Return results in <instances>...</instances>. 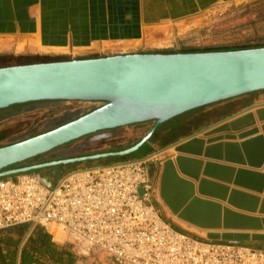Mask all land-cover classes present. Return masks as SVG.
I'll use <instances>...</instances> for the list:
<instances>
[{
    "label": "crops",
    "instance_id": "0c3cea01",
    "mask_svg": "<svg viewBox=\"0 0 264 264\" xmlns=\"http://www.w3.org/2000/svg\"><path fill=\"white\" fill-rule=\"evenodd\" d=\"M104 1L103 7L108 5ZM145 1L143 20L184 17L232 0ZM93 6V0H0V58L52 57L64 55L66 49L99 48L109 24L93 17ZM145 136L118 146L116 152ZM147 158L153 204L173 229L202 242L264 250V91L172 118L134 153L99 159L96 166ZM22 226L0 232V264H24V248L38 231L50 236L65 260L77 264L63 234L31 225L24 233ZM35 259L48 262L49 257L36 252Z\"/></svg>",
    "mask_w": 264,
    "mask_h": 264
},
{
    "label": "water",
    "instance_id": "95a60500",
    "mask_svg": "<svg viewBox=\"0 0 264 264\" xmlns=\"http://www.w3.org/2000/svg\"><path fill=\"white\" fill-rule=\"evenodd\" d=\"M264 91V47L124 54L0 67V110L40 101L102 106L43 134L0 147V178L48 167L126 156L164 122L191 110ZM154 121L135 146L18 169L17 164L98 132ZM51 187V178L42 176Z\"/></svg>",
    "mask_w": 264,
    "mask_h": 264
},
{
    "label": "built area",
    "instance_id": "2783aa9c",
    "mask_svg": "<svg viewBox=\"0 0 264 264\" xmlns=\"http://www.w3.org/2000/svg\"><path fill=\"white\" fill-rule=\"evenodd\" d=\"M149 161L75 169L51 187L37 170L0 178V231L53 229L75 257L108 264H264V250L198 241L167 224Z\"/></svg>",
    "mask_w": 264,
    "mask_h": 264
},
{
    "label": "rangeland",
    "instance_id": "374dc122",
    "mask_svg": "<svg viewBox=\"0 0 264 264\" xmlns=\"http://www.w3.org/2000/svg\"><path fill=\"white\" fill-rule=\"evenodd\" d=\"M105 1L108 5L103 7L102 0H93V8L96 10L93 17L101 18L102 23L105 19L109 24L106 31L111 34L103 35L105 39L99 48L66 49L63 50L64 55L26 59H14L7 55L0 58V67L124 54L229 51L264 47V0H232L206 6L201 11L184 17L159 19L146 16L144 20L147 1L145 4L144 0ZM100 8H104V11L101 12ZM102 105L101 102L60 101L14 105L0 110V147L53 130ZM153 125L154 121H150L131 125L116 133L102 131L89 135L7 170L85 157L94 153L116 152L118 146L120 148L125 143L130 144L145 136ZM101 162L99 159L75 162L36 172L51 178L53 182L66 172L93 167ZM75 261L77 264H108L104 259L101 262L92 258L75 257Z\"/></svg>",
    "mask_w": 264,
    "mask_h": 264
},
{
    "label": "trees",
    "instance_id": "16d2710c",
    "mask_svg": "<svg viewBox=\"0 0 264 264\" xmlns=\"http://www.w3.org/2000/svg\"><path fill=\"white\" fill-rule=\"evenodd\" d=\"M235 50V49H234ZM53 102H60V101H40V102H32L33 103H53ZM133 126V125H132ZM130 127L125 126L113 130H107L103 132H118L119 130ZM102 133V132H100ZM98 134V133H97ZM118 159L122 160V157H117ZM22 226V225H19ZM28 224L23 225L24 227V233L26 232L28 228ZM17 227V226H15ZM14 228V227H12ZM12 228L2 230L0 232H9L12 230ZM38 252L44 256V258L49 257L48 262H36L35 259V253ZM6 260V259H5ZM6 264H14L11 260H6ZM24 264H73L72 260H65L63 255H60V253L57 251V246L55 243L52 242L50 236L47 233H44L42 231H38L36 236L32 237L28 244L24 248Z\"/></svg>",
    "mask_w": 264,
    "mask_h": 264
},
{
    "label": "bare ground",
    "instance_id": "6f19581e",
    "mask_svg": "<svg viewBox=\"0 0 264 264\" xmlns=\"http://www.w3.org/2000/svg\"><path fill=\"white\" fill-rule=\"evenodd\" d=\"M59 235H60V233H59ZM57 237V236H56ZM61 238H62V236H60ZM59 238V237H58Z\"/></svg>",
    "mask_w": 264,
    "mask_h": 264
},
{
    "label": "flooded vegetation",
    "instance_id": "af4514ba",
    "mask_svg": "<svg viewBox=\"0 0 264 264\" xmlns=\"http://www.w3.org/2000/svg\"><path fill=\"white\" fill-rule=\"evenodd\" d=\"M55 181H53V183H54Z\"/></svg>",
    "mask_w": 264,
    "mask_h": 264
}]
</instances>
